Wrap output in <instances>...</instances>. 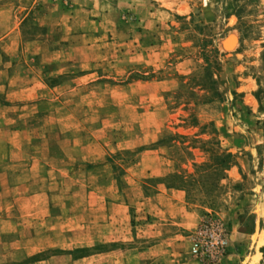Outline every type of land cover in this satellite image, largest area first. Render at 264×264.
I'll list each match as a JSON object with an SVG mask.
<instances>
[{
  "label": "rangeland",
  "instance_id": "obj_1",
  "mask_svg": "<svg viewBox=\"0 0 264 264\" xmlns=\"http://www.w3.org/2000/svg\"><path fill=\"white\" fill-rule=\"evenodd\" d=\"M1 85L35 97L0 125V164L26 185L0 264H124L180 227L156 222L161 186L199 213L189 248L212 216L224 254L264 264V0H0ZM221 152L231 166L199 169ZM177 176L184 189L167 186Z\"/></svg>",
  "mask_w": 264,
  "mask_h": 264
},
{
  "label": "crops",
  "instance_id": "obj_2",
  "mask_svg": "<svg viewBox=\"0 0 264 264\" xmlns=\"http://www.w3.org/2000/svg\"><path fill=\"white\" fill-rule=\"evenodd\" d=\"M5 42V41H4ZM6 43V42H5ZM7 44V43H6ZM7 46V45H6ZM25 91V92H24ZM5 95L3 98L4 102L0 101V125H6L8 128L14 123V111L17 110V106L14 107L13 103L19 101L20 97L27 101L32 100L35 97V89L33 86L28 85L27 87L19 90V88H5V85L0 86V95ZM12 112L11 118H7V112ZM11 135L14 137L19 135L24 130H21L17 127V129L12 128L9 130ZM12 136V137H13ZM0 140H2L0 138ZM16 146V145H14ZM19 148V147H17ZM10 168H14V164L11 163V167H5L0 164V221L2 219L3 222H12V216L15 217H24L23 210L20 209L18 201L21 199V195L24 191H26V185L22 183H10L8 181V174ZM13 174V172H10ZM19 182V181H18ZM22 193V194H21ZM155 200V215L157 221L172 219L177 216L179 213V218L175 220H171L173 224L177 227L170 234H161L157 233L151 236L150 240L140 248L139 252H135V248L125 249L124 250V264H199L195 259H193L189 254V241L187 237L183 236L184 232L192 230L197 223L199 218L198 212H190L185 210V203L183 201V193L181 190L173 189V188H165L159 187V190L153 196ZM14 204H16V212H12V209L15 208ZM19 213V214H18ZM15 214V215H14ZM21 214V215H20ZM120 214H117V216ZM169 215L170 217H167ZM26 216V215H25ZM116 214H113L112 217H115ZM2 217V218H1ZM177 218V217H175ZM26 219V218H25ZM23 219V220H25ZM15 221V220H14ZM17 222V221H16ZM24 222V221H23ZM27 222V221H26ZM18 223V222H17ZM181 228V229H180ZM17 229L15 227L14 236L16 239L19 238V233H16ZM141 234L140 236L145 237ZM159 234V235H158ZM240 234L243 233L238 231V229L233 228L231 230V242L233 243L237 238L240 237ZM256 234L258 239L257 230L251 232L246 236L249 240H251L252 236ZM241 238V237H240ZM126 239V238H125ZM231 243V244H232ZM48 246H43L41 248L45 249ZM40 249H34L29 251V253H33L35 251H39ZM62 253V252H58ZM130 253L131 257H128L127 254ZM135 253L134 255H132ZM253 252H249L247 255H251ZM54 257V256H52ZM62 257V256H60ZM137 258V261L131 258ZM55 258V257H54ZM54 258H50L48 262L53 260ZM130 258V259H128ZM239 258L235 252H231L228 250L226 254H224L218 264H244L243 260L237 259ZM44 262V261H43ZM53 262H56L55 260ZM55 264V263H54ZM116 264V262L114 263Z\"/></svg>",
  "mask_w": 264,
  "mask_h": 264
},
{
  "label": "built area",
  "instance_id": "obj_3",
  "mask_svg": "<svg viewBox=\"0 0 264 264\" xmlns=\"http://www.w3.org/2000/svg\"><path fill=\"white\" fill-rule=\"evenodd\" d=\"M220 219L206 217L200 221L190 240V254L202 264H218L224 255L228 235Z\"/></svg>",
  "mask_w": 264,
  "mask_h": 264
},
{
  "label": "trees",
  "instance_id": "obj_4",
  "mask_svg": "<svg viewBox=\"0 0 264 264\" xmlns=\"http://www.w3.org/2000/svg\"><path fill=\"white\" fill-rule=\"evenodd\" d=\"M209 68L208 65L207 67L204 69V71L201 73V77L202 79L205 80V89L207 91L213 92L215 95L217 94V91L214 90V83L215 81L211 78L210 73L208 72ZM257 93H255L256 95ZM234 163L233 160V154L229 153V152H221L219 154H214L211 158V161L208 163H202L201 165H194V166H198L199 169H211V173L213 174L214 171H217L219 169L221 170H225L227 169L229 166H231ZM200 171V170H199ZM173 176V174H172ZM191 181H194V179L191 178ZM188 179H184L181 178L179 176H177V183L176 182H171V183H167L168 187H177V188H185V186L188 183ZM264 251V250H263Z\"/></svg>",
  "mask_w": 264,
  "mask_h": 264
}]
</instances>
